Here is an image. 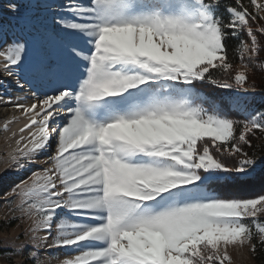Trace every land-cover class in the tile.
Here are the masks:
<instances>
[{
	"label": "snow or ice",
	"instance_id": "obj_1",
	"mask_svg": "<svg viewBox=\"0 0 264 264\" xmlns=\"http://www.w3.org/2000/svg\"><path fill=\"white\" fill-rule=\"evenodd\" d=\"M28 4L0 20V103L27 121L10 163L28 175L4 196L30 225L0 259L232 264L230 248H264V194L220 191L264 168L246 150L264 137L247 95L264 0Z\"/></svg>",
	"mask_w": 264,
	"mask_h": 264
},
{
	"label": "rangeland",
	"instance_id": "obj_2",
	"mask_svg": "<svg viewBox=\"0 0 264 264\" xmlns=\"http://www.w3.org/2000/svg\"><path fill=\"white\" fill-rule=\"evenodd\" d=\"M18 2L20 3L22 11L29 10L28 0H18ZM8 4L9 0H0V20H2L5 24L9 23V16L11 15ZM260 23L264 24V21H260ZM247 95L250 98V102L257 100L262 102L264 100L262 98V93L257 89L255 92L250 91ZM3 105L5 104L0 103V108L3 107ZM251 108L256 110L255 107ZM10 114V109L0 111V250L2 253L9 251L7 247L9 242L25 243L26 241L24 239L16 241V238L22 237L25 229H27L30 225V221L13 219L14 215L18 218L19 213L15 211L10 212L9 207L5 203V200L14 199L12 196H4V193L8 192L13 186L12 184L7 189L9 182L17 179L14 183L15 185L19 183L21 179H25L28 175V173L14 171L12 164L8 161L11 154L14 153L17 147V143L11 141L7 134L2 135L3 125L8 121ZM18 116L22 117L20 113ZM256 157L259 163L262 158H260L259 155H256ZM34 167L39 168L42 167V165H34ZM14 208L15 205H13V209ZM260 219L264 220V217H261ZM72 254L71 249L61 250L60 252L62 258H70ZM229 254L232 258V264H255L253 260L254 255L248 247L230 248ZM258 259H264V252L260 253ZM0 264H20V260L16 257H13L10 262L5 259H0Z\"/></svg>",
	"mask_w": 264,
	"mask_h": 264
},
{
	"label": "trees",
	"instance_id": "obj_3",
	"mask_svg": "<svg viewBox=\"0 0 264 264\" xmlns=\"http://www.w3.org/2000/svg\"><path fill=\"white\" fill-rule=\"evenodd\" d=\"M264 42V37H259ZM237 41L231 40L230 47L235 45ZM261 59L264 60V52L261 53ZM238 66V61H237ZM250 75V83H254L257 90L262 93L264 99V72L256 71L255 74ZM200 91L210 98H218L220 90L214 89L209 85H203ZM249 107H255L256 110H264V100L262 102L252 101L249 103ZM259 136V133L257 134ZM250 154L259 155L262 158L260 161H264V137L252 138V147L246 149ZM231 162V161H230ZM230 197L235 198H250L264 194V168H258L257 171L245 180H236L233 183L228 184L226 187L220 189ZM264 252V248H259L255 254H253V260L255 264H264V259H258L260 253ZM0 254L2 251L0 250Z\"/></svg>",
	"mask_w": 264,
	"mask_h": 264
},
{
	"label": "bare ground",
	"instance_id": "obj_4",
	"mask_svg": "<svg viewBox=\"0 0 264 264\" xmlns=\"http://www.w3.org/2000/svg\"><path fill=\"white\" fill-rule=\"evenodd\" d=\"M5 79H7V78H5ZM23 95H24L23 92H12L11 95L7 96L6 99H10V100L21 99L23 97ZM5 109L6 110L10 109V112H11L10 117L8 118V121H11L13 119V117H19L18 116L19 112L14 111L12 105H10V104L3 105V107L0 108V111H4ZM25 123H27V121L23 117H19V119L16 120L15 122L8 123V129L6 131L3 130L2 135L7 134L8 138L13 142H17V140L20 139L21 135H23L24 137H28L29 133L27 131H25L23 134H21L19 131L20 128L24 127ZM14 145H16V144H14ZM8 161H10V158L8 159ZM35 166H37V165H35ZM16 181H17V179H14V181L13 180L10 181L7 189L12 184L14 185V183ZM4 192H5V190H4Z\"/></svg>",
	"mask_w": 264,
	"mask_h": 264
}]
</instances>
